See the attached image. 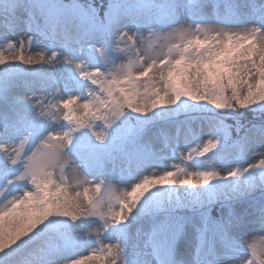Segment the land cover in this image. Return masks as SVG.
Masks as SVG:
<instances>
[{"label": "snow or ice", "instance_id": "obj_1", "mask_svg": "<svg viewBox=\"0 0 264 264\" xmlns=\"http://www.w3.org/2000/svg\"><path fill=\"white\" fill-rule=\"evenodd\" d=\"M86 261L264 264V0H0V264Z\"/></svg>", "mask_w": 264, "mask_h": 264}, {"label": "rangeland", "instance_id": "obj_2", "mask_svg": "<svg viewBox=\"0 0 264 264\" xmlns=\"http://www.w3.org/2000/svg\"><path fill=\"white\" fill-rule=\"evenodd\" d=\"M61 116H62V113H61ZM193 147L195 148L196 146L193 145ZM185 155H187V152H185ZM254 162L258 163V159H257V161H254ZM170 163H179V161H173V162H170ZM205 164H206V166H209V167H215V161H212V159H209L208 161H206ZM181 166H183V165H181ZM75 182H76L75 180L72 181L73 184H75ZM80 190L82 191V189H80ZM260 235L261 234H256V236H257V240H256L257 244L261 243V241L259 239ZM105 243H107V241H105ZM84 255H87V253H84ZM86 264H92V262L91 261H86Z\"/></svg>", "mask_w": 264, "mask_h": 264}, {"label": "trees", "instance_id": "obj_3", "mask_svg": "<svg viewBox=\"0 0 264 264\" xmlns=\"http://www.w3.org/2000/svg\"><path fill=\"white\" fill-rule=\"evenodd\" d=\"M212 161H214V160L212 159Z\"/></svg>", "mask_w": 264, "mask_h": 264}]
</instances>
